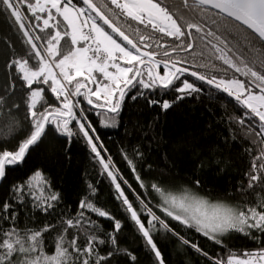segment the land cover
<instances>
[{"label": "snow or ice", "instance_id": "obj_1", "mask_svg": "<svg viewBox=\"0 0 264 264\" xmlns=\"http://www.w3.org/2000/svg\"><path fill=\"white\" fill-rule=\"evenodd\" d=\"M0 14L10 27L15 25L12 34L20 45L0 38L5 78L0 84L4 93L0 95V182L10 169L23 165L54 127L70 142L77 136L86 142L146 251L154 256V264H165L155 239L161 231L211 264H264V196L233 204L210 200L190 187L174 192L160 180L149 184L137 171L136 160L122 149L139 188L159 197L155 207L162 215H158L142 198L144 193L120 173L111 155H102L107 149L91 119L94 115L100 126L116 127L122 105L133 91L135 101L149 92L174 89L179 101L203 93L202 85L207 84L235 101L241 114L229 120L259 149L256 155L252 148L245 149L252 156L245 173L246 191H264V0H0ZM189 76L195 79L190 81ZM17 91L26 93L23 121L13 115L21 104H8ZM148 103L168 110L174 101L149 98ZM28 127L30 133L18 139ZM13 142L14 150L8 147ZM142 156L135 152L137 159ZM195 183L199 186L200 181ZM122 184L139 201V208ZM89 188L94 195L91 184ZM11 191L18 203L30 200L45 214L54 211L60 200L40 169L12 185ZM11 209L7 201L0 205V220L10 222L8 228L0 226V264H109L121 254L136 262L134 254L119 247L122 221L91 197L80 200L75 216L61 213L57 225L41 229L18 228ZM92 214L113 221L112 230L102 233ZM173 222L217 245L235 232L259 246L242 254L230 250L226 259L210 256L176 231ZM57 226L62 231L49 254L46 234Z\"/></svg>", "mask_w": 264, "mask_h": 264}, {"label": "trees", "instance_id": "obj_2", "mask_svg": "<svg viewBox=\"0 0 264 264\" xmlns=\"http://www.w3.org/2000/svg\"><path fill=\"white\" fill-rule=\"evenodd\" d=\"M14 28L15 25L10 27L5 16L0 14V38L6 37L19 48L17 36L12 34ZM3 47V40L0 39V48ZM4 82V73L0 69V84ZM202 87L203 93L193 94L179 101L176 100L177 93L174 89L167 93L163 90L149 92L146 97L135 101L131 99V95H136L133 91L122 105L116 127H102L99 120L94 115L91 116L97 134L107 149V153L102 152V155L105 158L111 155L120 173L138 193H144L142 198L149 202V206L158 215H162L155 207L160 202L159 197L155 193L148 195L139 188L135 174L123 158L122 149L136 160L137 171L149 184L160 180L174 192L190 187L211 200L226 199L233 204L246 199L255 202L258 194L264 196V191L259 188L246 191L248 181L245 173L250 169L252 156L245 149L252 148V155L258 154L259 149L245 139L240 129L229 120V117L241 114L237 111L235 101L222 92L210 90L207 84ZM0 95L4 93L0 92ZM25 95L26 93L17 91L8 101L9 106L13 103L21 104L19 113L13 112L21 121L26 113L23 107ZM149 98L160 100L161 103L165 99L174 103L170 109L163 110L159 104L150 105ZM31 130L28 127V131L23 132L18 139L25 138ZM8 147L14 150L15 142ZM136 151L143 154L142 158L135 157ZM37 169L42 170L50 179L51 187L60 195L58 206L54 211L50 210L49 214L34 208L30 200L18 203L12 195V185L22 183ZM101 171L100 165L93 159L90 148L82 138L77 136L70 142L67 137L57 133L54 127L49 128L43 141L30 152L23 165L10 169L6 179L0 182V205L6 201L12 204L11 211L17 215L18 228L41 229L47 224L57 225L61 213L67 217L75 216L80 200L91 197L97 206L122 221L123 228L118 233L119 247L136 256L135 264H154V256L146 251L135 225L123 211L121 202L115 198V190L110 180L106 174L101 175ZM197 180L200 181L199 186L195 183ZM89 184L95 189L94 195ZM122 187L134 206L139 208V201L132 192L126 185L122 184ZM91 218L98 221L102 233L112 230L113 221L99 218L95 214ZM9 223L0 220L3 228H8ZM173 226L181 235L193 243H198L214 257L222 256L226 259L230 250L242 254L245 250H253L259 246L250 238L235 232L227 234L222 238L223 244L217 245L194 230L182 228L176 222H173ZM61 231L57 226L55 231L46 234L49 254L54 252L55 238ZM155 239L165 264H211L210 260L191 247L182 245L170 233L161 231ZM108 250L107 246L102 248L104 252ZM109 264L132 262L121 254L113 256Z\"/></svg>", "mask_w": 264, "mask_h": 264}, {"label": "flooded vegetation", "instance_id": "obj_3", "mask_svg": "<svg viewBox=\"0 0 264 264\" xmlns=\"http://www.w3.org/2000/svg\"><path fill=\"white\" fill-rule=\"evenodd\" d=\"M161 71H162V69H161ZM187 78H188L190 81L195 79V78H193V77H190V76H189V77H187ZM196 83L198 84V83H201V82L197 81ZM177 86H179V85H177Z\"/></svg>", "mask_w": 264, "mask_h": 264}, {"label": "rangeland", "instance_id": "obj_4", "mask_svg": "<svg viewBox=\"0 0 264 264\" xmlns=\"http://www.w3.org/2000/svg\"><path fill=\"white\" fill-rule=\"evenodd\" d=\"M181 189L178 190V192L180 191ZM200 195V194H199ZM202 196V195H201ZM207 198V197H206ZM209 199V198H208ZM211 200V199H210ZM229 202V201H228Z\"/></svg>", "mask_w": 264, "mask_h": 264}]
</instances>
